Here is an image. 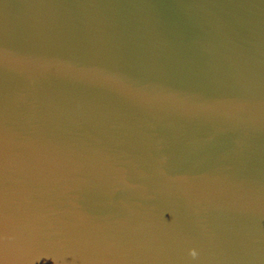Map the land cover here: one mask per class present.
<instances>
[{
    "label": "water",
    "instance_id": "95a60500",
    "mask_svg": "<svg viewBox=\"0 0 264 264\" xmlns=\"http://www.w3.org/2000/svg\"><path fill=\"white\" fill-rule=\"evenodd\" d=\"M0 264H264V0H0Z\"/></svg>",
    "mask_w": 264,
    "mask_h": 264
},
{
    "label": "snow or ice",
    "instance_id": "6c2138e0",
    "mask_svg": "<svg viewBox=\"0 0 264 264\" xmlns=\"http://www.w3.org/2000/svg\"><path fill=\"white\" fill-rule=\"evenodd\" d=\"M201 110H204V111H210L211 110V108H210V106H205L203 109H201Z\"/></svg>",
    "mask_w": 264,
    "mask_h": 264
}]
</instances>
